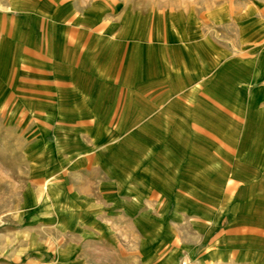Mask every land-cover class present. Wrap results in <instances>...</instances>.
<instances>
[{
	"label": "rangeland",
	"instance_id": "1",
	"mask_svg": "<svg viewBox=\"0 0 264 264\" xmlns=\"http://www.w3.org/2000/svg\"><path fill=\"white\" fill-rule=\"evenodd\" d=\"M104 2L109 3L108 14L97 17L98 22L104 17L110 31L104 61L116 79L132 87L126 91L127 120L139 117L141 122L112 127L115 139L105 147L115 164L126 158L128 165L139 162L147 172L143 210L154 212L159 222L156 264L168 255L174 264H264V174L247 176L230 168L229 159L246 144H232L216 134L220 111L204 107V87L194 79L199 65L213 67L217 53L224 58L263 53L264 0ZM5 3L0 0V264H48L57 249L76 239L55 228L40 167H70L64 177L83 184L87 193L88 182L99 176L78 173L77 167L91 164L75 154L88 152L87 133L101 128L29 121L35 112L23 111L26 95L10 96L12 72L14 82L23 85L24 80L22 69L14 71L10 63ZM132 83L136 88L141 83L140 100L129 101V94H138ZM185 87L190 88L186 108L181 98ZM170 92L174 110L166 109ZM187 109L189 126L181 119ZM212 157H221L224 168L213 164ZM129 241L131 251L135 245ZM129 258L127 262L134 261Z\"/></svg>",
	"mask_w": 264,
	"mask_h": 264
},
{
	"label": "crops",
	"instance_id": "2",
	"mask_svg": "<svg viewBox=\"0 0 264 264\" xmlns=\"http://www.w3.org/2000/svg\"><path fill=\"white\" fill-rule=\"evenodd\" d=\"M108 8L109 3L104 0H6L5 3L10 63L15 64L14 71L22 69L24 80L23 85L14 82L12 72L10 96L26 95L23 111L35 112L29 121L46 127L51 126L48 120H54L56 126L101 128L84 138L92 145L90 150L75 154L91 164L77 167V172L99 176L88 182L87 193L81 189L83 184L64 177L70 167H40L39 173L46 178L41 186L50 196L52 219L58 223L55 228L76 239V243L70 241L57 249L48 264L158 262L155 258L160 253L155 244L159 237L158 218L154 212L143 210L142 190L144 183H148L143 175L147 172H143L139 162L128 165L126 158L115 164L108 159L105 147L115 139L111 138L112 127L141 123L139 117L127 120L126 91L132 87H127L129 82L116 79V73L104 61L111 42L110 31L104 17L102 22L97 17L108 14ZM229 57L217 53L213 67L199 65L194 79L204 87L205 98L210 95L209 102L204 98V107L212 105L220 111L214 121L216 134L226 142L246 144L229 159L230 168L238 173L239 168L247 176L264 174V51L257 56ZM132 84L138 94H129V101L140 100L141 83L138 88L136 83ZM172 95L170 92L165 100L169 110H174L170 106ZM181 98L187 102L184 108L190 107L189 87L182 89ZM189 116L190 112L181 116L188 126ZM207 159L202 157V163L206 165ZM221 159L215 157L213 162L220 169L224 168ZM148 166L150 169L151 165ZM226 171L219 172L222 175ZM127 240L135 245L131 251ZM131 256L134 261L127 262ZM163 260L161 264H174L172 256Z\"/></svg>",
	"mask_w": 264,
	"mask_h": 264
}]
</instances>
